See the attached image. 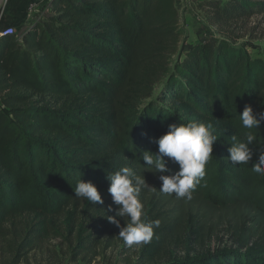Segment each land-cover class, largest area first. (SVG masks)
Here are the masks:
<instances>
[{"label": "trees", "instance_id": "trees-1", "mask_svg": "<svg viewBox=\"0 0 264 264\" xmlns=\"http://www.w3.org/2000/svg\"><path fill=\"white\" fill-rule=\"evenodd\" d=\"M196 1L210 38L187 52L176 0H49L41 22L0 40V264H264V176L252 172L264 122L251 130L252 161L228 159L248 131L239 115L264 112V61L237 45L264 0ZM189 122L217 137L192 195L244 214L237 248L192 255V215L184 221L155 187L179 165L164 157L170 171L154 173L142 159L169 125ZM122 167L156 189L138 198L142 219L160 221L131 248L107 219L126 226L107 179ZM80 179L103 204L76 198Z\"/></svg>", "mask_w": 264, "mask_h": 264}, {"label": "clouds", "instance_id": "clouds-1", "mask_svg": "<svg viewBox=\"0 0 264 264\" xmlns=\"http://www.w3.org/2000/svg\"><path fill=\"white\" fill-rule=\"evenodd\" d=\"M242 127L247 129L243 133V139L232 137V147L228 149L229 160L233 165H245L252 161L253 151L250 145L256 141V136L251 131L258 129L264 122V112L254 114L253 109L246 107L239 115ZM217 137L213 135V125L189 122L187 124L169 125L167 134L160 137L155 143L158 145V154L143 152L142 159L147 168L154 173H168L167 161L179 165V171L172 175H161V189L164 194H175L176 198H192V192L206 176V165L213 156V146ZM252 172L264 176V151L258 157V161L252 164ZM110 181L108 192L113 198V203L119 206L116 216L126 218V226L121 227L119 220L108 216L107 219L120 227L119 238L131 248L151 241L154 228L160 226L159 220L145 222L143 204L139 200L142 190L155 191L144 178L137 175L131 168L122 167L120 170L109 173ZM207 186L206 184L204 185ZM78 199H84L90 204H103L104 201L97 187L91 182L80 179L74 189ZM111 211V208H109Z\"/></svg>", "mask_w": 264, "mask_h": 264}, {"label": "rangeland", "instance_id": "rangeland-1", "mask_svg": "<svg viewBox=\"0 0 264 264\" xmlns=\"http://www.w3.org/2000/svg\"><path fill=\"white\" fill-rule=\"evenodd\" d=\"M197 3L196 0H184L177 3L181 15V26L185 29L187 37L185 52L191 50L197 44L206 42L210 38V33L207 30V20L204 17V13L197 9ZM3 5L4 1L1 7ZM48 14L49 12H46L45 15ZM38 17L39 14L36 13L31 17V20L38 21ZM212 30L215 33H219L215 28H212ZM21 32L23 31L17 30L18 35ZM242 35L243 37L237 41V45H245L254 59L264 61V17L255 16L251 19L246 29L242 31ZM0 107L3 108L1 101ZM161 186L162 181L155 185L159 190ZM157 195L170 199V207L175 206V209L179 213H182L184 221L188 222L190 215H192L189 222H192L193 229L199 235V237L194 235L191 241L192 255L214 252L223 248H237L235 240L238 237L239 227H242L244 221L247 220L244 214H237L235 211L213 209L201 198L194 195H192L190 200L186 197L177 199L175 194L169 195L160 191L157 192ZM250 226L251 223L248 224V227Z\"/></svg>", "mask_w": 264, "mask_h": 264}, {"label": "crops", "instance_id": "crops-1", "mask_svg": "<svg viewBox=\"0 0 264 264\" xmlns=\"http://www.w3.org/2000/svg\"><path fill=\"white\" fill-rule=\"evenodd\" d=\"M4 5L1 7L2 2ZM40 0H0V30L13 27L16 30H27L31 17L27 14L29 4ZM43 7L37 12L38 21L46 17V12H50L49 7L46 9L48 1L42 2Z\"/></svg>", "mask_w": 264, "mask_h": 264}, {"label": "built area", "instance_id": "built-area-1", "mask_svg": "<svg viewBox=\"0 0 264 264\" xmlns=\"http://www.w3.org/2000/svg\"><path fill=\"white\" fill-rule=\"evenodd\" d=\"M45 1H49V0H40V1H36L33 2L31 4H29L28 8H27V14L32 17L33 15H35L42 7H43V3ZM184 0H176V3L178 2H182ZM199 18V16H197ZM17 30L13 27H9L7 29L4 30H0V40L4 39V38H8V37H17Z\"/></svg>", "mask_w": 264, "mask_h": 264}]
</instances>
